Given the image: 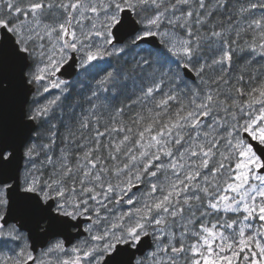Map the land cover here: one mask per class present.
<instances>
[{"label":"snow or ice","instance_id":"snow-or-ice-1","mask_svg":"<svg viewBox=\"0 0 264 264\" xmlns=\"http://www.w3.org/2000/svg\"><path fill=\"white\" fill-rule=\"evenodd\" d=\"M0 264H264V0H0Z\"/></svg>","mask_w":264,"mask_h":264}]
</instances>
